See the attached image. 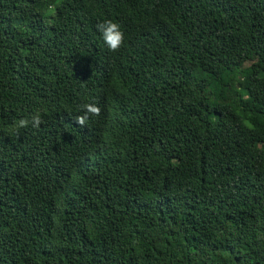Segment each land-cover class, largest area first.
Segmentation results:
<instances>
[{"label": "trees", "instance_id": "trees-1", "mask_svg": "<svg viewBox=\"0 0 264 264\" xmlns=\"http://www.w3.org/2000/svg\"><path fill=\"white\" fill-rule=\"evenodd\" d=\"M0 264H264V0H0Z\"/></svg>", "mask_w": 264, "mask_h": 264}, {"label": "clouds", "instance_id": "clouds-1", "mask_svg": "<svg viewBox=\"0 0 264 264\" xmlns=\"http://www.w3.org/2000/svg\"><path fill=\"white\" fill-rule=\"evenodd\" d=\"M96 30L99 33L100 40L108 50L115 51L122 45L124 34L118 22L105 19L101 23L97 24ZM81 111L82 115L76 118V122L80 125H84L89 116L98 113L99 109L93 103H85L81 106ZM40 119L41 117L39 111H34L29 118L18 119L13 124L8 126L4 130L5 134L9 136H16L19 134L21 129L28 125L35 128L39 125Z\"/></svg>", "mask_w": 264, "mask_h": 264}]
</instances>
